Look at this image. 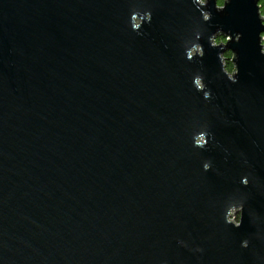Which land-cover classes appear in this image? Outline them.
I'll use <instances>...</instances> for the list:
<instances>
[{
	"label": "water",
	"instance_id": "95a60500",
	"mask_svg": "<svg viewBox=\"0 0 264 264\" xmlns=\"http://www.w3.org/2000/svg\"><path fill=\"white\" fill-rule=\"evenodd\" d=\"M0 264H264L259 0H0Z\"/></svg>",
	"mask_w": 264,
	"mask_h": 264
},
{
	"label": "trees",
	"instance_id": "16d2710c",
	"mask_svg": "<svg viewBox=\"0 0 264 264\" xmlns=\"http://www.w3.org/2000/svg\"><path fill=\"white\" fill-rule=\"evenodd\" d=\"M217 4L221 5V0H217ZM259 4H260V11L261 14L264 16V0H259ZM225 38L223 35H217L214 38L215 42H220V41H224ZM231 56V52L230 51H225L224 52V63H225V68L226 70H228L229 72L233 71V64L230 61L229 57Z\"/></svg>",
	"mask_w": 264,
	"mask_h": 264
},
{
	"label": "rangeland",
	"instance_id": "374dc122",
	"mask_svg": "<svg viewBox=\"0 0 264 264\" xmlns=\"http://www.w3.org/2000/svg\"><path fill=\"white\" fill-rule=\"evenodd\" d=\"M231 218L235 221H237V213H232Z\"/></svg>",
	"mask_w": 264,
	"mask_h": 264
},
{
	"label": "clouds",
	"instance_id": "9594fccd",
	"mask_svg": "<svg viewBox=\"0 0 264 264\" xmlns=\"http://www.w3.org/2000/svg\"><path fill=\"white\" fill-rule=\"evenodd\" d=\"M221 3L223 4L224 3V0H221ZM241 219H242V217H241Z\"/></svg>",
	"mask_w": 264,
	"mask_h": 264
}]
</instances>
